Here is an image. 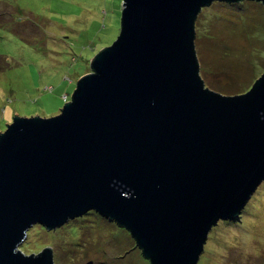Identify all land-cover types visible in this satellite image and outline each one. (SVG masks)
<instances>
[{"label":"water","instance_id":"obj_1","mask_svg":"<svg viewBox=\"0 0 264 264\" xmlns=\"http://www.w3.org/2000/svg\"><path fill=\"white\" fill-rule=\"evenodd\" d=\"M123 0L121 32L50 118L0 133V264H55L48 231L91 211L130 232L151 264H198L214 226L264 183V74L240 95L205 87L196 21L214 2Z\"/></svg>","mask_w":264,"mask_h":264},{"label":"rangeland","instance_id":"obj_2","mask_svg":"<svg viewBox=\"0 0 264 264\" xmlns=\"http://www.w3.org/2000/svg\"><path fill=\"white\" fill-rule=\"evenodd\" d=\"M0 1V13L14 15L0 18L2 133L15 114L50 118L71 100L92 59L120 35L123 0ZM195 43L206 88L248 92L264 74V5L214 2L198 17ZM47 247L55 264H151L128 230L96 212L54 231L32 228L20 249ZM198 264H264V183L237 220L214 226Z\"/></svg>","mask_w":264,"mask_h":264},{"label":"trees","instance_id":"obj_3","mask_svg":"<svg viewBox=\"0 0 264 264\" xmlns=\"http://www.w3.org/2000/svg\"><path fill=\"white\" fill-rule=\"evenodd\" d=\"M0 3H1V1H0ZM228 4H230V3H228ZM232 4V3H231ZM236 4V3H235ZM24 7H25V4H22ZM5 13L3 12V13H0V18H2L3 17V15H4ZM5 15H7L8 17H9V21L11 20L10 18H13L14 17V15H13V12L12 11H8V13H6ZM198 20V19H197ZM196 23H197V21H196ZM8 24V23H7ZM22 29L24 28V27H21ZM200 45H202V43H200ZM3 71V66L2 67H0V72H2ZM250 90V89H249ZM67 97H68V95H66ZM66 96H64V98L66 97ZM91 212H94V211H91ZM90 213V212H89ZM88 213V214H89ZM85 215H87V214H85ZM84 215V216H85ZM84 216H82V217H84ZM81 217V218H82ZM71 221H73V220H71ZM71 221H69V222H71ZM33 228H35V230H39V229H43V230H47L44 226H42V225H35ZM32 229V228H31Z\"/></svg>","mask_w":264,"mask_h":264},{"label":"built area","instance_id":"obj_4","mask_svg":"<svg viewBox=\"0 0 264 264\" xmlns=\"http://www.w3.org/2000/svg\"><path fill=\"white\" fill-rule=\"evenodd\" d=\"M67 99H68V97L66 96V97H65V100H67Z\"/></svg>","mask_w":264,"mask_h":264},{"label":"clouds","instance_id":"obj_5","mask_svg":"<svg viewBox=\"0 0 264 264\" xmlns=\"http://www.w3.org/2000/svg\"><path fill=\"white\" fill-rule=\"evenodd\" d=\"M69 99V98H68ZM67 101V100H66Z\"/></svg>","mask_w":264,"mask_h":264}]
</instances>
